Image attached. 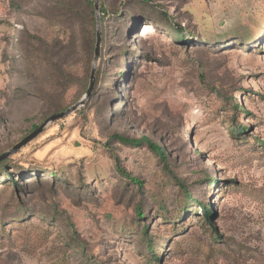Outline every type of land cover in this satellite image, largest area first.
Wrapping results in <instances>:
<instances>
[{
    "label": "rangeland",
    "instance_id": "374dc122",
    "mask_svg": "<svg viewBox=\"0 0 264 264\" xmlns=\"http://www.w3.org/2000/svg\"><path fill=\"white\" fill-rule=\"evenodd\" d=\"M103 1L89 97L0 169V264H264V0ZM56 3L0 0V154L86 96Z\"/></svg>",
    "mask_w": 264,
    "mask_h": 264
},
{
    "label": "trees",
    "instance_id": "16d2710c",
    "mask_svg": "<svg viewBox=\"0 0 264 264\" xmlns=\"http://www.w3.org/2000/svg\"><path fill=\"white\" fill-rule=\"evenodd\" d=\"M98 2H99L100 31H101V42H102V39H103L102 28H103V25L106 21L105 20L106 16L109 15V11H108V8L105 5L103 0H98ZM56 4L58 6V11L60 12V15L63 16V18H65L66 21L68 23H70V25H72L71 28H75V33H77L80 37V45H81L83 51L86 52V54H88V59L93 60L95 42H96V29H97L96 17H95V11H94V0H57ZM123 15L124 14H121V10H119V9L112 12L113 17L123 18ZM133 15H135V13H133ZM124 24H125V28L128 27V24H126V23H124ZM167 25L170 27V29L173 32L175 31V32L181 33L184 30V25L177 22L172 17H169V23ZM32 37H33L32 43L31 42L30 43L33 46V48L35 47L34 50L36 49L37 44H40L42 46L45 45V42L43 41V39L41 37L36 36V35H33ZM89 54H90V56H89ZM100 56L101 55L99 52V58H100ZM96 73H95V78L97 79V77L100 75V73H97V74ZM89 79H90V77H89ZM87 89H88V87L86 88V90ZM236 107L237 108L241 107L239 109H243L242 105H239ZM59 111H62V110H59ZM37 127H38V125H33L30 131H32L33 129H35ZM236 129L239 131L243 130L244 126L238 125L236 127ZM116 137L123 142H131V143H141L142 141L146 142L148 145L153 147V150L155 151V153L157 154V156L159 157L160 160L165 159L168 155V152L166 151V149L164 147L157 146V145L153 144L146 137H142V138H138V139H127V138H124L120 135L119 136L117 135ZM263 145H264V143H263ZM7 160H8L7 157L0 160V169L4 171V175H2V177L5 176V177H7V179L9 181H13L11 173L6 170L7 169ZM115 164L117 166V169L124 176L129 178V174H127L126 171L119 164V159L117 158V156L115 158ZM129 179L136 186L142 187V185H143L142 182L140 180H138L137 178L131 177ZM14 185H16V184H14ZM198 207L202 211L203 219L205 220V222L208 224V226L211 229V235L215 238L217 233H216V230H214L212 227L213 209L211 208L210 203L209 202H205V203L200 202L198 204ZM137 215H138V219H140L143 216V213L140 211V208L137 209ZM146 228H147L146 224H143L142 230L144 231L145 234L147 233ZM146 245H147V247L151 248V245H152L151 241L148 240V243ZM150 254H151V259H154V260L158 259L157 255H155L153 252H151Z\"/></svg>",
    "mask_w": 264,
    "mask_h": 264
},
{
    "label": "water",
    "instance_id": "95a60500",
    "mask_svg": "<svg viewBox=\"0 0 264 264\" xmlns=\"http://www.w3.org/2000/svg\"><path fill=\"white\" fill-rule=\"evenodd\" d=\"M94 11H95V17H96V26H97V29H96V42H95L93 63H92L91 72H90L89 86H88V89L85 92L86 96L84 98H82L79 102H77L76 104L66 108L65 110H62V111H59V112H56V113H53V114L49 115L47 118H45V120L37 128L32 130L29 134H27L19 142H17L15 145H13L10 150L0 154V160L5 158V157H8V155L12 154L18 148H20L21 146L26 144L28 141H30L31 139L36 137L49 122L61 119L62 117L68 115L73 110H75L77 107H79L81 104H83V102L89 97V95L91 93V88L93 86L92 82H93V78H94L95 67H96V64H97V61H98V58H99V44H100V41H101L99 2H98V0H94Z\"/></svg>",
    "mask_w": 264,
    "mask_h": 264
}]
</instances>
